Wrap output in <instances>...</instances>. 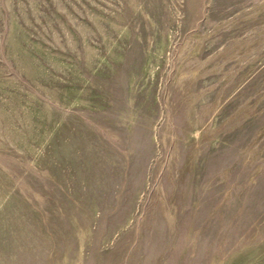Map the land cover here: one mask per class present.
<instances>
[{
  "label": "rangeland",
  "instance_id": "374dc122",
  "mask_svg": "<svg viewBox=\"0 0 264 264\" xmlns=\"http://www.w3.org/2000/svg\"><path fill=\"white\" fill-rule=\"evenodd\" d=\"M0 264H264V0H0Z\"/></svg>",
  "mask_w": 264,
  "mask_h": 264
}]
</instances>
